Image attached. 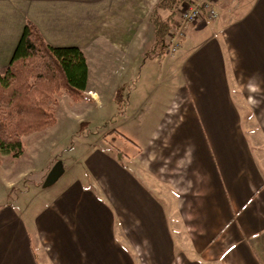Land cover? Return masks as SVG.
Returning a JSON list of instances; mask_svg holds the SVG:
<instances>
[{
	"label": "crops",
	"instance_id": "crops-1",
	"mask_svg": "<svg viewBox=\"0 0 264 264\" xmlns=\"http://www.w3.org/2000/svg\"><path fill=\"white\" fill-rule=\"evenodd\" d=\"M158 1L0 0V71L31 21L86 57L85 97L56 105L69 132L84 102L100 118L126 107L98 138L134 137L125 159L85 145L72 161L87 178L35 213L1 202L0 264H264V0H242L237 16L217 0L216 19L202 14L146 68ZM157 67L176 85H128Z\"/></svg>",
	"mask_w": 264,
	"mask_h": 264
},
{
	"label": "trees",
	"instance_id": "trees-1",
	"mask_svg": "<svg viewBox=\"0 0 264 264\" xmlns=\"http://www.w3.org/2000/svg\"><path fill=\"white\" fill-rule=\"evenodd\" d=\"M189 0H159L150 15L154 47L166 52L167 35L177 25L176 14ZM160 10H166L161 15ZM86 57L77 46L47 43L26 20L11 58L0 71V155L19 157L24 136L55 123V107L65 93L72 100L85 97ZM119 90H116V95Z\"/></svg>",
	"mask_w": 264,
	"mask_h": 264
},
{
	"label": "rangeland",
	"instance_id": "rangeland-1",
	"mask_svg": "<svg viewBox=\"0 0 264 264\" xmlns=\"http://www.w3.org/2000/svg\"><path fill=\"white\" fill-rule=\"evenodd\" d=\"M241 1L242 0H229V3L225 5L229 15L232 13L233 16H237V13L241 11L239 8V5L242 4ZM185 7L186 4L183 3L177 11V25L179 12ZM162 11L164 10L159 11L161 15ZM218 16L219 12L216 18ZM185 30L186 28L183 30L182 35H184ZM175 31L176 27L172 29L170 33H174ZM159 50V45L155 47L152 46L148 53L144 55V66L146 68L156 63L152 60V57L160 58L163 56V54H159ZM133 79L134 81H130L128 85H176L175 81L171 82L166 77L163 78L158 67L155 73L148 76L144 73L139 74L138 72L133 76ZM83 103L84 102H81L82 106L77 111V117H81L83 121L77 124L76 131L69 132L72 128V114L67 110L64 102H61L57 108L55 107L54 112V116L58 118V125L56 128H53L56 124L55 118V123L53 125L24 136V151L19 157H12L8 154L0 155V203L7 200L16 202L17 206L27 213H35L44 208L43 205L46 200L48 201L49 198L56 197L59 192L63 191L73 180L87 178L83 166H75V162L72 160L78 157L83 147L88 143L94 142L95 150L106 149L113 157L122 155L121 157L125 159V155L130 157L133 156L134 137L131 131H129L130 135H132L131 137H124L117 131H111L110 135L106 137L105 140L104 138H98V135L105 127L119 120V117L124 114L126 107H118L117 110H113L109 116L104 112L103 115L107 117L100 118V114L97 110L93 109V107L87 108ZM133 123L130 125L134 126ZM50 153L57 156L54 162L60 160L63 167L65 166L66 169L57 181L47 187H43L42 181L54 162L49 165L44 172H39L38 167L41 165L43 159ZM128 169H130L129 165Z\"/></svg>",
	"mask_w": 264,
	"mask_h": 264
},
{
	"label": "built area",
	"instance_id": "built-area-1",
	"mask_svg": "<svg viewBox=\"0 0 264 264\" xmlns=\"http://www.w3.org/2000/svg\"><path fill=\"white\" fill-rule=\"evenodd\" d=\"M217 0H189L186 7L179 12L178 25L174 33H169L166 39V52L174 53L178 50L181 43L183 30L196 23L202 14H205L208 19H214L217 16L216 8Z\"/></svg>",
	"mask_w": 264,
	"mask_h": 264
},
{
	"label": "water",
	"instance_id": "water-1",
	"mask_svg": "<svg viewBox=\"0 0 264 264\" xmlns=\"http://www.w3.org/2000/svg\"><path fill=\"white\" fill-rule=\"evenodd\" d=\"M62 172H63L62 162L60 160H56L47 171L42 181V186L47 187L52 183H54L57 180V178L62 174Z\"/></svg>",
	"mask_w": 264,
	"mask_h": 264
}]
</instances>
